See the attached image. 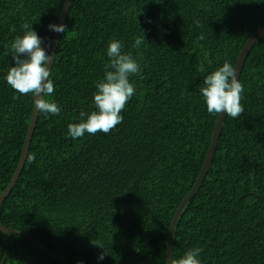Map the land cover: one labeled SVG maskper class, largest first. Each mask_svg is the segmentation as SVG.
<instances>
[{
	"label": "trees",
	"instance_id": "16d2710c",
	"mask_svg": "<svg viewBox=\"0 0 264 264\" xmlns=\"http://www.w3.org/2000/svg\"><path fill=\"white\" fill-rule=\"evenodd\" d=\"M63 2L0 0V193L19 161L33 108L32 95L20 96L6 82L14 65L9 46L28 23L48 51V26ZM262 24L264 0H73L51 66L55 91L46 97L61 112L38 113L27 153L35 160L26 157L0 222L70 264H166L170 221L198 177L217 118L199 89L225 61L234 67ZM114 39L141 65L142 78L129 77L136 93L110 133L72 139L67 125L84 119L81 110H95L94 82L103 79ZM239 81L244 112L224 118L210 169L176 220L174 258L199 247L201 264H264V33ZM0 264L62 263L25 237L0 231Z\"/></svg>",
	"mask_w": 264,
	"mask_h": 264
},
{
	"label": "clouds",
	"instance_id": "9594fccd",
	"mask_svg": "<svg viewBox=\"0 0 264 264\" xmlns=\"http://www.w3.org/2000/svg\"><path fill=\"white\" fill-rule=\"evenodd\" d=\"M195 23L197 27L200 26L199 21ZM48 27L52 31L64 34L67 29L63 24H49ZM21 29L22 34L15 36L9 46L14 65L7 71L6 82L20 96L32 95L37 112L58 116L61 112L60 106L46 98L51 97L55 91L51 67L46 66L52 65L55 54L50 56L48 51L41 47L42 38L28 23L22 24ZM11 31H16L15 27ZM144 42V36L137 37L132 47L139 48ZM122 47L119 40L114 39L108 43L106 50L108 62L104 65L103 79L94 82L96 91L92 100L95 110L89 113L81 110L79 115L84 119L67 125V135L70 138H82L86 133L108 134L122 123L121 113L136 93V87L130 82L129 77L136 75L142 78L140 63L130 53L122 52ZM197 70L204 71L203 65H199ZM243 91L236 70L228 61L206 75L203 86L199 89L209 114L219 116L226 113L227 117L233 119L244 112L241 104ZM16 98L17 96L13 97ZM34 160V154L27 156L29 163ZM92 243L103 249L99 243ZM201 252L202 248H191L179 258L172 256L169 264H201L198 259ZM98 258L104 259V253Z\"/></svg>",
	"mask_w": 264,
	"mask_h": 264
},
{
	"label": "water",
	"instance_id": "95a60500",
	"mask_svg": "<svg viewBox=\"0 0 264 264\" xmlns=\"http://www.w3.org/2000/svg\"><path fill=\"white\" fill-rule=\"evenodd\" d=\"M73 0H64L59 17L57 19L56 24H63L65 22L66 16L68 14V11L70 9V6L72 4ZM264 33V24H262L261 26H259L250 36L249 38L246 40V42L244 43V45L242 46L241 50L239 51V54L237 56L234 68L236 70V75L237 78L239 79L240 77V73L244 64V61L251 49V47L253 46V44L258 40V38L260 37V35ZM61 33L60 32H55L53 31L52 34V38L50 41V46L48 48V53L50 56L54 55L57 49V45L59 42V38H60ZM55 57V56H54ZM54 61V59H53ZM53 63V62H52ZM51 67L52 65H46ZM33 98V97H32ZM38 113L35 105H34V99H33V108H32V112H31V117H30V121L28 124V128H27V132H26V136L24 139V143L22 146V150H21V155L19 158V161L16 164V168L14 169L6 187L3 189V191L0 193V207L5 199V197L9 194V192L12 190L13 186L16 183V180L18 179L24 164H25V160L27 157V153H28V149L30 146V142H31V138L33 135V131L35 128V124L37 121V117H38ZM226 116L225 114H220L219 116L217 115L215 124H214V128H213V132H212V137H211V141L209 144V147L207 149L206 155H205V159L204 162L201 166V169L199 171L198 177L196 178L194 184L192 185L191 189L189 190V192L185 195V197L181 200L179 206L177 207V209L174 212V215L170 221V225L168 228V232H167V238H166V253H165V258H166V264H169V260L172 257V252H173V232H174V228L176 225V220L179 216V213L181 212V209L183 208L184 204L194 195V193L196 192V190L199 188V186L201 185V183L203 182L207 172L210 169L211 166V162H212V158L215 152V148L220 136V132L222 129V124L224 121V118ZM0 231L3 232L5 235L7 233H14V234H18L21 235L23 237H25L26 239H28L29 241H31L37 248H39L44 254L52 256L54 258H56L57 260H59L62 264H70L67 259L61 255L60 253L50 250L48 249L46 246H44L40 241H38L36 238H34L31 234H29L28 232L24 231V230H20V229H16L13 227H7L4 226L1 222H0ZM7 250V241H5V252ZM4 261V258L2 260V262Z\"/></svg>",
	"mask_w": 264,
	"mask_h": 264
}]
</instances>
